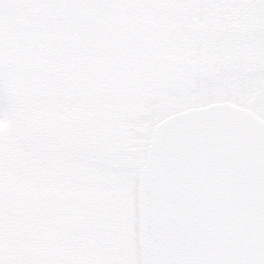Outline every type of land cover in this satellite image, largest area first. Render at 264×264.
Instances as JSON below:
<instances>
[{"label": "snow or ice", "instance_id": "obj_1", "mask_svg": "<svg viewBox=\"0 0 264 264\" xmlns=\"http://www.w3.org/2000/svg\"><path fill=\"white\" fill-rule=\"evenodd\" d=\"M0 264H264V0H0Z\"/></svg>", "mask_w": 264, "mask_h": 264}]
</instances>
